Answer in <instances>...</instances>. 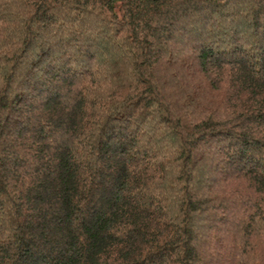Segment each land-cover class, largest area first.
<instances>
[{
	"label": "trees",
	"instance_id": "trees-1",
	"mask_svg": "<svg viewBox=\"0 0 264 264\" xmlns=\"http://www.w3.org/2000/svg\"><path fill=\"white\" fill-rule=\"evenodd\" d=\"M0 264H264V0H0Z\"/></svg>",
	"mask_w": 264,
	"mask_h": 264
}]
</instances>
